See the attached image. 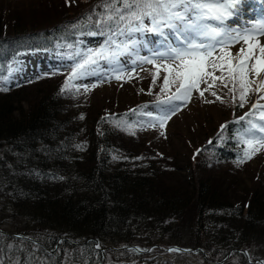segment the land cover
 <instances>
[{"label": "trees", "instance_id": "16d2710c", "mask_svg": "<svg viewBox=\"0 0 264 264\" xmlns=\"http://www.w3.org/2000/svg\"><path fill=\"white\" fill-rule=\"evenodd\" d=\"M101 3L37 0L39 14L44 10L51 19L39 31L21 24L22 12L0 16V77L19 50L51 51L56 44H76L77 36L85 40L72 54V66L53 67L0 91V258L5 264H132L170 240L166 248L193 253L203 264H250L246 254L262 264L264 167L240 162L251 149L240 130L264 112L257 105L235 115L242 113L237 84L224 100L229 117L217 118L213 128L203 123L204 136L186 137L183 148L168 151L146 139L135 112L139 103L80 100L71 69L89 55L107 62L105 56L109 60L125 40L105 20ZM8 9L13 11L0 6V12ZM119 28L126 29V22L119 21ZM102 50L105 56H98ZM233 58L229 54L224 63ZM257 77L249 78V87L263 100L264 82ZM243 171H249V186Z\"/></svg>", "mask_w": 264, "mask_h": 264}, {"label": "rangeland", "instance_id": "374dc122", "mask_svg": "<svg viewBox=\"0 0 264 264\" xmlns=\"http://www.w3.org/2000/svg\"><path fill=\"white\" fill-rule=\"evenodd\" d=\"M36 2L37 0H0V6L4 7L9 4V8L13 10L12 12L9 9L8 11H1L0 16L9 19L13 17V13L18 15L22 12L24 13V17L19 16L18 19L21 20V24L29 31H39L44 29V26L51 24V19H49V15L45 14L44 10L39 14L37 6L35 5ZM27 11L28 13L26 14ZM263 14L264 0H245L242 11L234 13L231 17L227 16V14L225 15V23L223 25H220L219 22L214 20H206L205 23L222 26L233 36L237 33L245 35L251 34L252 40L250 42L253 44V59L248 62L249 66H251L260 57V48L264 47V35L255 31V29L264 23ZM25 15L34 17L27 18ZM1 22L2 25L5 23L4 21ZM147 27L151 29L150 26ZM159 31L164 32L165 35L160 36L159 32L150 30L134 33L132 40L135 41V47L132 46V40H129L125 35L124 43L116 51L118 55L115 54L109 58V60H112L115 56V60L118 63L104 62V60L99 58L98 66L93 65L89 67L85 75L72 79V81L79 84L82 88L75 95H78L77 97L80 100L84 99V101L86 100L89 103L95 104L103 101L102 104H105L106 102L104 101H116L119 104H123L122 106L139 103L140 106L135 112L147 130L146 139H154L159 146L169 151L177 149V146H182L183 148L186 143V137H196L198 139V137L204 136L206 131L203 123L207 125V128H213L212 126L215 124L217 118L225 119L229 117V114L224 110L227 106L224 100L228 95L226 92H230L229 85L233 86V81L229 79V73L224 59L229 54H232L234 58L231 63L233 65L238 64L241 59L239 51L241 48H244L246 53L248 44L244 43L243 40L233 41L227 37L224 38V43H217L203 37L198 38L197 42H203L206 45L212 44L214 46V50L209 49V51H212V56L208 58L209 65L206 70L213 72L215 77H221L227 81L228 87H223L221 80H216L213 84L211 77H205L207 83L202 82L199 90H193L190 97L186 100L174 101L175 104H179V107L165 121L164 126L161 127L155 118L162 115L161 110L167 107L165 102L177 95L178 88V84L175 82L165 87V77L174 81V77L169 76L167 67H175L176 65L170 59H162L161 55H166L170 47H183L184 45L181 43L182 38L178 39L175 34L174 36H176L177 40L174 41L173 33L167 27H162ZM34 35V38H36L40 34L36 33ZM80 41L81 39L78 42ZM90 42H87V44H90ZM125 43L128 44L127 50L124 48ZM81 44L82 42L77 43L76 46L69 43L56 44L55 52L52 53H47L44 50L22 51L17 53L9 63V72L6 75V77L10 78L8 86L11 84L12 86L20 84L18 83L20 82L18 81L20 76L37 69L45 71L55 67V69L61 70L65 66H72V54L79 51ZM144 57L152 60V63H147L142 59ZM185 59H188V57H185ZM212 62L217 65L216 70H213L211 67ZM220 65L224 66L223 70H220ZM113 68L116 70L113 71ZM93 72L97 74L94 75L92 74ZM253 75L255 73L250 72L249 78H252ZM117 76L120 78L117 79ZM258 77L264 82V73H261ZM83 85H88V89L85 90ZM209 85H212V87H209ZM32 91L37 90L32 89ZM200 91H204L203 96L200 95ZM28 92L30 93L29 90ZM212 92H215L216 95L213 96L211 94ZM145 93H148V95ZM155 93L159 94L158 98L153 97ZM19 98H22L21 106L26 109L28 107L26 102L28 98L25 96V93H22ZM206 101L212 102L209 103ZM238 101L241 103L240 97ZM257 101L259 102L258 104ZM253 104L259 105L258 112H264V99L257 100L255 90L251 89L245 96L242 110H240L242 113H235V115L240 116L243 113H248L249 110L247 109L251 108ZM149 112L152 113L151 116L147 115ZM259 119L254 118L252 121L256 122ZM248 129L249 124H244L243 129L240 130L241 138L244 137ZM253 146L258 150L254 153L252 152V148L249 150V154L251 155V159H249L250 165L254 168L262 169L264 167L262 165L264 163V146H262V142L259 140L254 141ZM260 146L262 148H259ZM236 167L241 168L242 166L241 164H237ZM239 173L241 174L240 177L244 180V184L249 186L251 184L249 171ZM169 241H165L163 247L159 246V251L150 250L156 247L155 245L151 246L145 251L144 256L147 257L146 260H140L132 264H203L193 253H175V251H170L173 247H165L166 244H169ZM246 255L249 263L254 264L250 260L249 255ZM226 264H239V261L231 259Z\"/></svg>", "mask_w": 264, "mask_h": 264}, {"label": "snow or ice", "instance_id": "6c2138e0", "mask_svg": "<svg viewBox=\"0 0 264 264\" xmlns=\"http://www.w3.org/2000/svg\"><path fill=\"white\" fill-rule=\"evenodd\" d=\"M75 0H66V4L71 6ZM245 0H102V3L98 7L104 8L108 15L105 20L110 23H115L119 29L120 35H126L129 40H132L134 33H141L145 31L159 32L160 36H164L165 33L159 31L162 26H166L171 33L176 34L178 39H181L183 47H170L167 54H162V59H170L176 65L175 67L168 66L167 71L169 76L174 77V81L165 77L164 84L167 87L170 83H177V95L171 97L165 102L167 107L163 108L162 115L157 116L155 119L163 127L165 121L170 117L171 114L175 113L179 104H175L174 101L186 100L190 97L193 90H199L200 84L207 83L205 77H211L213 84L216 80H221L223 87L227 88V81L221 77H215L213 72L207 71L209 65V57L212 56L214 46L212 44H204L203 42H197L198 38H208L217 43H224V38L227 37L233 41L243 40L244 43L248 44L247 52L241 48L239 55L241 59L239 63L233 65L231 62L227 64L229 73V79L233 81V87L230 91H235L237 83L239 88L242 90L240 95L241 104L245 96L251 91L249 85V73L254 72L256 76H260L264 73V47L260 48V57L255 60V63L249 66V61L253 59V44L251 34H240L237 33L235 36L226 30L222 26H214L209 23H205L206 20H214L219 22L220 25L225 23V15L231 17L234 13L242 11ZM99 22V14H97ZM148 19L149 24L153 25L149 29L145 25V19ZM87 20H91L92 17L89 15L86 17ZM119 21L126 22V29L119 28ZM135 22V23H134ZM75 27V26H73ZM255 31L264 35V23H262ZM111 40V37H109ZM132 46L135 47V41L132 40ZM119 47V45L117 46ZM125 50L128 49V44H124ZM98 56H105V52L102 50L97 53ZM118 55V54H116ZM188 57V59H185ZM108 63H118L115 60V56L112 60H108ZM147 63H152V60L147 57L142 58ZM178 62V63H177ZM98 60L89 55L78 62L72 69V75L69 80L76 79L88 72V68L97 65ZM211 67L213 70L217 69V65L212 62ZM223 65H220V70H223ZM116 69L113 68V71ZM92 74H97L93 72ZM117 79L120 77L117 76ZM10 82L9 77H0V91H8V83ZM68 82L62 87L61 91L68 89ZM84 89H88V85H83ZM212 87V85H209ZM79 89H77L78 91ZM207 90V89H205ZM264 91V87L260 89ZM213 96L215 92L211 93ZM200 95H204V91H200ZM235 99V96L233 97ZM219 99V97H218ZM264 99V97H261ZM212 102V101H206ZM259 102L257 101V104ZM256 104H253V108H256ZM147 115L151 116L149 112ZM243 119V117L241 118ZM249 129L245 132L243 143L248 147L252 148L254 153L258 149L253 146V142L259 140L264 146V115H261L260 119L256 122L249 121ZM222 129L226 126L222 125ZM211 143V141H210ZM199 154V150L197 152ZM243 159L240 162H244L245 159H251V155L245 149L243 153ZM195 158V157H194ZM137 159H141L137 157ZM99 247V245H97ZM170 251H178L177 249H170ZM0 264H5V261L0 258ZM12 264H20L19 261H14ZM36 264H43L41 261H37ZM264 264V262H262Z\"/></svg>", "mask_w": 264, "mask_h": 264}, {"label": "bare ground", "instance_id": "6f19581e", "mask_svg": "<svg viewBox=\"0 0 264 264\" xmlns=\"http://www.w3.org/2000/svg\"><path fill=\"white\" fill-rule=\"evenodd\" d=\"M249 1V0H248ZM250 1H259V0H250ZM260 3V2H259ZM259 5V4H258ZM262 8V7H261ZM263 19H264V14H263ZM176 35V34H175ZM177 36V35H176Z\"/></svg>", "mask_w": 264, "mask_h": 264}]
</instances>
